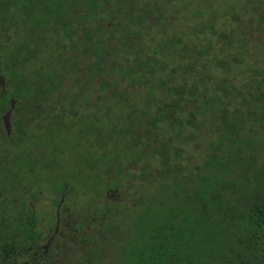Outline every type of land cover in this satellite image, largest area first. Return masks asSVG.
Masks as SVG:
<instances>
[{
  "label": "flooded vegetation",
  "instance_id": "1",
  "mask_svg": "<svg viewBox=\"0 0 264 264\" xmlns=\"http://www.w3.org/2000/svg\"><path fill=\"white\" fill-rule=\"evenodd\" d=\"M69 1L75 2L71 12H82L74 18L82 22L84 27H88L85 34L92 38L90 41V45H93L90 47L92 52H87L83 47L82 51H79L81 44L68 46L67 44L74 43L71 40L59 51L63 55L60 54L58 59L63 61L49 64L52 69L60 68L62 74L56 72L57 69H53L50 77H47V72H43L44 70L39 74V70L47 64L41 61H28L27 68L19 72L14 71L12 84L4 76L5 89L0 86V98H4L8 91L12 92V95H8V101L4 103L6 106L4 112L0 114V139L4 141V143L1 141L0 145L12 147L9 160L12 162V167L14 166V172H16L18 153L32 142L34 145L30 146L36 151L33 152L29 174L26 176L30 181L37 182L39 180L34 179L35 175L46 174V177L33 187L35 190H32V193H36L35 196L26 194L30 209L36 213L38 222L35 224L37 229L35 241L31 240L28 251L22 258L24 262L21 264H71L75 260L72 259L76 257L75 253L84 249L81 243L87 241L85 237L88 232H91L93 241L96 239L103 241L111 231L113 211L117 208L115 203L125 202L127 206L136 196V193L131 191L132 188L126 189L125 193L122 191L124 197L115 192L119 193L121 187L130 188L129 182H132L135 176L147 191L144 190L140 195V205L136 201L132 204V210L129 208L128 210L139 212V208L144 206L143 197L147 198L151 193L149 187L154 186L159 190V174L153 179L144 178V163L148 161L145 152L151 148L150 151L155 159L160 156V151L156 152L161 145L157 147L160 137L159 133L157 135L155 132V126L158 125L157 127L160 128L164 123L157 119L159 117L157 115L177 113V110H172V106L177 101L183 117L186 118L191 114L189 110L186 113L184 104L188 105L190 102L194 84L191 80L196 73H193L192 67L187 65L182 68L183 70H175L179 64L177 60L174 66L171 64L165 70L156 72V76H153L148 84L142 82L146 79L144 74L150 72L152 64L167 58L163 53L171 55L174 51L180 50L190 59L189 53L198 49H193V45L199 43L202 48L197 51L200 52L201 57L207 54L203 50L208 36L207 28L204 27L207 22L194 25L191 27L192 30H188L187 33L180 32L178 35L172 30V26L179 25L188 18L197 22L200 21L198 19H203L210 0H120L124 6L120 12L107 2H104L106 8L98 9L95 2L88 0ZM233 2L236 11L237 6L244 0H233ZM80 4L82 6L78 8ZM183 12L186 14L184 15ZM250 12L254 14L250 23L251 31L264 41V0H250ZM43 16L47 14L43 13ZM97 19L109 28L118 27L113 36L121 38L118 40L117 48H112L111 31L96 30ZM120 23L123 25L121 26ZM148 23L163 29L165 39L171 35V39L177 43L173 44L175 48L162 46L164 48L161 53V43L165 42L164 39L156 47L144 49L145 26ZM74 27L75 25L71 24L63 28L66 34L68 32L74 34ZM102 34L108 35L109 42L100 40L102 41L100 46L104 45V48L96 49L98 47L96 36ZM178 36H185L188 39H178ZM83 38L79 37L80 43H83ZM262 44L264 46V43ZM254 47L257 49L255 44ZM157 48L159 53L153 57L152 64L145 66L147 56L145 58L144 50L150 49L152 52ZM103 49L105 52L99 55L98 52L101 53ZM16 50L17 48L12 46V52ZM15 66L18 64L13 59L12 68ZM65 68L76 71H72L65 78L63 76ZM118 69H124L121 77L117 76ZM102 72H106L109 77L99 78ZM255 74L257 73L254 71V76ZM201 79L200 77L196 83L202 84L204 80ZM158 95L163 96L164 99L154 106V110H150V105ZM144 98L147 99V103L144 104L146 111L135 107V103L139 105ZM13 101L15 108L10 117V126L7 128L4 117L12 109ZM99 102L102 104H98ZM150 111L154 112L149 113ZM140 126L149 128L147 135L150 138L154 137L153 142H149L148 139L144 142L140 132H138L139 136L134 134V130L139 129ZM114 130L121 132L117 133ZM254 140L258 144L257 136ZM138 163H142L143 166L140 174L136 173L138 170L135 169ZM3 179H6V175H3ZM96 179L103 180L104 184L95 183ZM78 184L83 187L79 198H77ZM16 189L12 186L13 194ZM130 192H132L131 197ZM102 195H105L106 199L97 206V199ZM78 199L85 202H78ZM42 202L54 207L55 214L48 211L46 205L39 210ZM90 204H95L98 209L95 206L92 220L84 219L87 221L86 230L81 231L80 216L76 217L74 213L75 211L78 214L88 213L84 207L87 210ZM76 206L81 209L75 210ZM99 212L105 213V217L103 222L97 223L94 219ZM96 225L99 226L98 229L94 228ZM10 244V253L16 255V248L12 250V239ZM10 258L12 264V255Z\"/></svg>",
  "mask_w": 264,
  "mask_h": 264
},
{
  "label": "trees",
  "instance_id": "2",
  "mask_svg": "<svg viewBox=\"0 0 264 264\" xmlns=\"http://www.w3.org/2000/svg\"><path fill=\"white\" fill-rule=\"evenodd\" d=\"M88 2H95L98 9L106 8L104 2L116 7L119 12L124 8L120 0ZM74 3L69 0H0V76H5L12 84L15 70L19 72L27 68L28 61H41L47 66L42 67L39 74L44 70L47 77H50L57 68L53 70L49 64L63 61L58 59L60 54L63 55L59 51L71 40L74 43L67 44L68 46L81 44L79 51L83 47L89 52L93 46L90 45L92 38L85 34L88 27L74 18L82 13L71 12L75 7ZM80 6L82 4L78 8ZM231 7L230 10L234 11V6ZM43 13L47 16H43ZM96 22V30L112 32V48H117L121 38L113 36L118 27L109 28L100 19ZM71 24L75 25L74 34H66L63 27ZM204 27L214 30V22H207ZM81 36L84 37L83 43L79 41ZM107 36H96V49L104 48V45H100L102 41L109 42ZM173 44L177 43L168 36L161 43V53L164 48L162 46L175 48ZM12 46L17 48L15 52H12ZM144 51L145 58L147 56L144 65L147 66L152 64L159 48L152 52L150 49ZM104 52L103 49L98 53L101 55ZM163 54L167 58L152 64L150 72L144 74L146 79H140L144 84H148L156 76V72L177 64V60L179 64L175 70H183L188 64L189 58L184 51ZM13 59L18 64L14 68ZM217 66L225 71L226 63L221 60ZM58 69L56 72L61 73V69ZM72 71L76 70L65 68L63 76L66 78ZM123 71L124 69H118L117 76L121 77ZM252 77L254 79V75ZM57 78L58 76L55 80ZM262 85L260 81L256 87L246 84L248 92L241 94L243 99L238 108L235 102L239 98H230L232 95L237 96L234 85H224L221 92L225 99L222 97L221 100L216 98L213 90L207 87L204 89L201 83H194L187 107L195 103L197 107L191 108V114L183 117L177 101L172 106V110H177V113L157 115V119L165 123L173 134L167 142L162 141L160 149L156 151H160L156 162L158 167L153 169L148 167V161L144 163V178L153 179L158 174L160 177L159 190L155 192L158 193L155 200L158 207L147 209L141 206L139 212L134 210L136 217H140L136 218L131 238L122 243L121 250L112 249L115 250V256L119 255L118 261L114 259V264H264V160L261 162L258 158L263 155L264 146L257 147L254 140L258 132L256 127H260L264 136ZM9 94L12 95V92L8 91L4 98H0V114L6 108L4 103L8 101ZM241 108L246 109L242 111ZM207 116H213L217 121L216 138L209 145L206 144L207 156L202 165L193 166L192 171L185 170L182 167L183 152L186 145L194 139L197 130L206 126ZM198 117L202 118L200 122L197 121ZM157 126L155 132L158 135L162 130ZM186 131L190 132L187 138ZM8 140L11 141L9 138ZM1 141L4 143L2 139ZM171 143H174L173 148H170ZM30 145L18 153L16 172L9 160L12 147L0 145V264H10L11 255L12 264H21L31 240L34 242L37 235V215L30 209L26 195L34 197L36 193H32L35 190L33 187L37 182L40 183L30 181L26 176L29 174L33 152L36 151ZM3 175H6L5 180ZM12 186L17 188L14 194ZM119 210L122 209L114 210L116 213L112 215V233L115 238H120V231L125 235V230L135 223L133 216L131 222L117 218L120 216ZM100 221L103 222V219ZM86 225V220L81 222L80 230H86ZM11 239L12 250L16 248V255L10 253ZM85 239L87 241L81 243L84 249L76 252V258H73L77 264H96L103 257L99 248L102 241H93L91 232H88ZM104 239L103 242H106ZM70 254L74 256L73 253Z\"/></svg>",
  "mask_w": 264,
  "mask_h": 264
},
{
  "label": "rangeland",
  "instance_id": "3",
  "mask_svg": "<svg viewBox=\"0 0 264 264\" xmlns=\"http://www.w3.org/2000/svg\"><path fill=\"white\" fill-rule=\"evenodd\" d=\"M234 3L235 2H233V0H210L209 5L206 6V13H205L206 16L202 17L203 19H198L200 21L197 22V21H194L192 18H188V20H191V21H188V20L181 21L182 22L181 24L172 26V30H175L178 35L180 32L187 33L188 30H192L191 28L192 26L200 24L201 22H210V21L214 22V30L212 29L206 30L208 36H207V40H205L204 42L203 50L204 52H207L210 49V51H208L207 53V58L201 57L202 55L200 54V52L197 51L200 48H202L199 43L198 44L195 43L193 45V49L195 48H198V49H195L189 53L191 57L188 60L187 66H190V67L192 66L195 70V72L194 70L193 72L196 73L194 74L191 81H193V83H196L197 81L200 80V77H201L202 79H204L202 83L203 88L205 89L207 87V89L213 90L216 98H220L221 100H223L222 97L225 99V96L221 92L222 89L224 88V85L225 84L229 86L234 85L237 88V91H236L237 96L232 95L230 98L231 99L239 98L235 102V105H237L239 108L242 102V99H243V96H241V94L244 93L245 95L248 92V90H246L245 88L246 84L250 85L251 87L255 85L256 87L257 82L260 81L263 84L262 90L264 91V46L262 44L264 43V41H262V39H260L255 32L251 31L250 23H251L252 16L254 14L253 12L252 13L250 12V0H244L242 4L237 6L236 11H231L230 8H232L231 6ZM182 5H184L183 2H182ZM211 7L212 9L209 10ZM183 14L185 15L186 12H183ZM184 18H187V17L184 16ZM145 30H146V37L143 40L144 49H147L150 47H156L158 43H160L162 40L165 39V37H163L165 32L163 31V29L161 30L159 27H153L150 23H148V25L146 24L145 26ZM168 36H171V35H168ZM180 38H183L186 40L188 39L185 36L183 37L178 36V39ZM254 44L257 47V49L254 47ZM221 60H224L226 63L225 71H224V68L217 66V64ZM254 71H258V73L255 74L254 76L255 79H253L252 77V75H254ZM106 77H109L106 72H102L99 74V78L105 79ZM252 92L254 93L255 91L253 90ZM163 99H164L163 96L158 95L153 101V104L150 105V110H154V106L159 104V102H161ZM98 100L99 99H97V101ZM146 101L147 99L144 98L143 100L140 101L143 104L139 103V105H137L135 103V107H137V109L139 110L146 111V107L144 106V104L147 103ZM98 104H102V102H99ZM184 106L187 109L186 113H188V110L190 112L191 108L195 109L197 107V104L195 103L193 106H189L188 108L187 104L185 103ZM245 109L246 108H241L240 110L244 111ZM151 112H154V111H150L149 113ZM201 120L202 118L200 117L197 118V121L200 122ZM160 128L162 131L158 135L160 138L158 140L157 147H159V145L162 144V141L167 142V140L173 136V134L169 132V128L167 127L165 123L161 124ZM139 129L134 130V134L136 136H139L138 132H140V136L144 137V142H146L147 139L149 142H153L152 140L154 139V137L152 136L150 138L147 135L149 133L148 127L140 126ZM257 130H258V132L256 133V136L258 137L257 147L258 146L262 147L264 146L263 144L264 137L262 134V130L260 129V127H256V131ZM189 131H186L185 133L186 138L189 137L190 135ZM216 131H217V121L215 117L207 116L206 126L200 130H197V133L195 134L194 139L191 141L190 144L186 145V148L183 152L184 154V160L182 162L183 169L185 170L190 169V171H192L193 166L195 167L197 165H202L203 160L205 159L206 154H207L206 144L209 145V142L212 139L216 138ZM151 145L153 146V144ZM170 145H171L170 148L174 147V143L173 145L172 143ZM196 148H198V150H196ZM150 150L152 149L150 148ZM150 150L149 151L147 150L145 152V154L148 155V162H147L149 163L148 167H152L153 169H155L156 167H158V165L156 164L158 158L155 159L154 154H152L151 153L152 151ZM258 158L262 162L264 160V152H263V155ZM191 163H193V165H191ZM141 166H142V163L141 164L138 163V165L135 167V169L138 170V172L136 173H139V174L141 173L140 172V170H142ZM185 172L188 173L189 170ZM43 177L44 178L46 177L45 173L35 175L34 179L41 181ZM136 177L137 176H135V179L132 182H129L130 188L121 187L120 188L121 190H118L119 193L115 192L118 195L122 194V196L124 197V194L122 193V191L124 192L126 191V189L131 190L132 188L131 191L133 193H136L135 199L133 201L131 200L132 202L128 204L127 206L126 204H124L125 202L115 203L116 204L115 206L117 208L113 206V208H116L115 211L118 210V208L123 209L122 211L119 210L120 212L118 211L120 213V216L117 218L124 219L125 221H128V222L132 221V216H133V221L137 220L140 217L139 216L137 218L135 211H131L132 210L131 208H132V204L136 203V201L140 205V195H142L145 190L142 184L139 183V179H136ZM158 180L156 181L158 182ZM95 183L104 184V181L101 179H96ZM77 189L79 192V196L77 198H79L81 197V192L83 189L82 185L78 184ZM149 190L151 193H149L148 197L147 198L143 197V200H144L143 207L147 209L149 207L156 209L158 207V203L155 202V200L157 198L158 193H153V192L156 191L157 188L154 186H151L149 187ZM132 192L129 193L130 197H131ZM105 199H106L105 195H102L101 197H99L97 199V206L101 205V202H104ZM78 202H85V201L82 199H78ZM45 205L47 206L48 211H51L53 214H55V208L43 202L41 206H39V210L41 208H45ZM95 206H96L95 204H90L87 206V210L84 207L85 211H87L89 214L88 213L78 214V212L75 211L74 215L76 217L80 216V223L85 221L84 219L92 220V216L95 215L93 214V210ZM97 206H96V209H98ZM128 208L131 210H128ZM74 209L79 210L81 209V207L76 206L74 207ZM104 214L105 213L99 212L95 216L96 218L94 219V222L98 223V221L102 220L105 217ZM85 216H88V218H86ZM135 225H136V221L129 228H127V230H125V235L122 233V231H120V233L118 234L120 238H115V235L112 233V226H111V231L109 230L110 232L108 234V237L105 238L106 242H103V241L100 242L99 248L101 249L100 252H102L103 257L96 264H114V259L118 261L119 255L115 256V250H112V249L117 248L121 250L122 243L131 238L130 234ZM94 228L98 229L99 226L96 225ZM65 260L66 262H68L66 258ZM21 261L24 262V259H21ZM73 261L76 262V260H73ZM73 261L71 262V264L74 263Z\"/></svg>",
  "mask_w": 264,
  "mask_h": 264
},
{
  "label": "water",
  "instance_id": "4",
  "mask_svg": "<svg viewBox=\"0 0 264 264\" xmlns=\"http://www.w3.org/2000/svg\"><path fill=\"white\" fill-rule=\"evenodd\" d=\"M0 86L3 89H5V78H4V76L0 77ZM14 108H15V101H13L12 109L4 117V121H5V124H6L7 128H9V126H10V117L12 115V112H13Z\"/></svg>",
  "mask_w": 264,
  "mask_h": 264
}]
</instances>
